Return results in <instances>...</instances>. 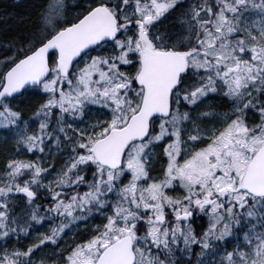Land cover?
Listing matches in <instances>:
<instances>
[{
  "label": "snow or ice",
  "instance_id": "snow-or-ice-1",
  "mask_svg": "<svg viewBox=\"0 0 264 264\" xmlns=\"http://www.w3.org/2000/svg\"><path fill=\"white\" fill-rule=\"evenodd\" d=\"M2 7L0 264H264V0Z\"/></svg>",
  "mask_w": 264,
  "mask_h": 264
},
{
  "label": "trees",
  "instance_id": "trees-1",
  "mask_svg": "<svg viewBox=\"0 0 264 264\" xmlns=\"http://www.w3.org/2000/svg\"><path fill=\"white\" fill-rule=\"evenodd\" d=\"M11 4V0H0V11H3L4 10V8L2 7V6H8V5H10ZM8 10L9 11H13V9L12 8H8ZM14 11H22V9H20V8H17V9H15Z\"/></svg>",
  "mask_w": 264,
  "mask_h": 264
}]
</instances>
